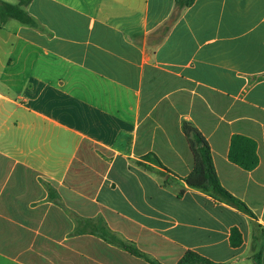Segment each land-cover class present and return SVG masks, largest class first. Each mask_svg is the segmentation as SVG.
<instances>
[{"label": "crops", "instance_id": "obj_1", "mask_svg": "<svg viewBox=\"0 0 264 264\" xmlns=\"http://www.w3.org/2000/svg\"><path fill=\"white\" fill-rule=\"evenodd\" d=\"M175 5L30 0L23 9L33 25L0 17V264H149L66 230V207L89 199L95 212L78 219H104L162 264L188 250L255 264L264 230V0H196L161 39ZM184 121L206 136L222 185L255 219L183 180L164 186L161 168L138 165L153 153L187 177L194 157ZM235 134L257 143L252 171L229 161ZM87 153L106 165L95 185L82 182Z\"/></svg>", "mask_w": 264, "mask_h": 264}, {"label": "trees", "instance_id": "obj_2", "mask_svg": "<svg viewBox=\"0 0 264 264\" xmlns=\"http://www.w3.org/2000/svg\"><path fill=\"white\" fill-rule=\"evenodd\" d=\"M195 1L196 0H176L172 16L157 32L161 39L167 36L182 12L185 9L192 7ZM29 2L30 0H20L18 4H11L0 0V17L2 22L11 18L23 24L33 25L34 19L23 9V6L27 5ZM182 130L188 140L194 157L193 171L187 177L181 178L174 174L166 168L153 153L144 156L142 161L138 162V165L150 171H155V168H153L151 164L161 168L163 171L157 173L164 178V186L170 185L171 182L175 180H183L188 188L199 190L210 196L214 201L231 206L239 212L255 219V214L247 204L222 185L216 171L212 149L206 136L193 123L188 121L183 122ZM228 158L230 162L246 171L254 170L260 162L256 141L243 135H233L231 138ZM188 188H183L178 197L182 198L186 194ZM77 222L78 232L80 233L98 235L110 244L123 249L133 256L144 259L149 264H162L141 251L134 243L118 239L116 234H114L102 218L93 220L78 219ZM230 243L233 248H238L243 244V236L238 227L232 228ZM253 248L254 250L257 249L253 256L255 264H264V244L260 247L258 238H254ZM176 264L218 263L211 261L195 251L188 250Z\"/></svg>", "mask_w": 264, "mask_h": 264}, {"label": "rangeland", "instance_id": "obj_3", "mask_svg": "<svg viewBox=\"0 0 264 264\" xmlns=\"http://www.w3.org/2000/svg\"><path fill=\"white\" fill-rule=\"evenodd\" d=\"M85 156L86 157L84 158L85 159L84 163L81 164V167H80L81 169H85L83 170L84 173L82 177V182L85 181V178L87 179L89 178L88 181L93 180L94 185H95L96 182L100 179V177L104 173L106 165L103 162L99 164V159H98L99 156L96 157L97 156L96 153H92V154L87 153ZM91 176L93 177V179H91ZM91 188L92 187H88L87 189H85V191L83 190V192L87 193L88 191L91 190ZM86 203H87L86 207L74 206V207H71V209L69 207H66V230H75L77 233H80L78 232L79 230H78V225H77L78 217L79 216H84V217L90 216L91 215L90 213L92 212L94 213L96 210V207L93 206L95 203H93L91 199L86 201ZM106 224L108 225V223ZM112 226H114V224ZM114 234H116L118 239L126 241L125 238L123 239V236L121 234L119 233H114ZM256 237L259 238L260 240L259 244L261 247L264 244V233L262 234V232L259 229H257ZM71 257L70 255L66 253V261H69Z\"/></svg>", "mask_w": 264, "mask_h": 264}]
</instances>
